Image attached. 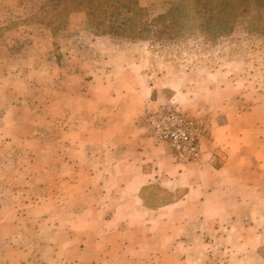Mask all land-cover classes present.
Returning a JSON list of instances; mask_svg holds the SVG:
<instances>
[{
  "label": "rangeland",
  "instance_id": "374dc122",
  "mask_svg": "<svg viewBox=\"0 0 264 264\" xmlns=\"http://www.w3.org/2000/svg\"><path fill=\"white\" fill-rule=\"evenodd\" d=\"M174 1L140 4L154 19ZM43 2L0 0V264H101L124 246L123 258L144 264V235L136 232L144 219L106 234L100 217L110 211L100 199V83L118 79L120 95H135L137 123L159 144L147 118L168 110L205 122L202 154L215 131L262 136L264 16L253 26L238 19L218 39L188 24L183 38L158 44L100 36L85 14L58 20L50 4L40 11ZM78 84L90 94L84 107L74 105ZM169 151L178 164L201 159L179 162ZM154 194L158 202L148 204L163 203Z\"/></svg>",
  "mask_w": 264,
  "mask_h": 264
},
{
  "label": "crops",
  "instance_id": "0c3cea01",
  "mask_svg": "<svg viewBox=\"0 0 264 264\" xmlns=\"http://www.w3.org/2000/svg\"><path fill=\"white\" fill-rule=\"evenodd\" d=\"M117 80L100 83V199L110 209L100 214L110 227L105 233L143 218L136 232L144 235V264H264V135L244 140L215 131L199 162L178 164L137 123L135 95H120ZM74 90L82 99L74 105L86 106L88 90L80 84ZM142 91L151 97V89ZM159 191L163 203L149 205ZM158 215L167 224L154 229ZM125 250L100 263L140 264L123 258Z\"/></svg>",
  "mask_w": 264,
  "mask_h": 264
},
{
  "label": "trees",
  "instance_id": "16d2710c",
  "mask_svg": "<svg viewBox=\"0 0 264 264\" xmlns=\"http://www.w3.org/2000/svg\"><path fill=\"white\" fill-rule=\"evenodd\" d=\"M141 0H44L54 18L83 13L100 36H115L132 42L173 43L185 35L188 24L215 39L227 36L233 24L248 18L250 25L264 16V0H175L168 12L150 19Z\"/></svg>",
  "mask_w": 264,
  "mask_h": 264
},
{
  "label": "built area",
  "instance_id": "2783aa9c",
  "mask_svg": "<svg viewBox=\"0 0 264 264\" xmlns=\"http://www.w3.org/2000/svg\"><path fill=\"white\" fill-rule=\"evenodd\" d=\"M152 136L166 144L179 162H196L207 140L203 120L191 119L179 111H161L147 118Z\"/></svg>",
  "mask_w": 264,
  "mask_h": 264
}]
</instances>
